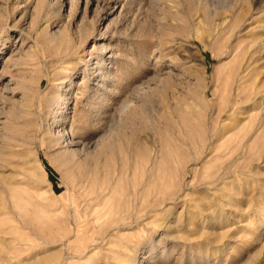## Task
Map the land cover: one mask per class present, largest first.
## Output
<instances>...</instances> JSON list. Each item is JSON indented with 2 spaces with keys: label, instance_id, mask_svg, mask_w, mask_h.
<instances>
[{
  "label": "rangeland",
  "instance_id": "374dc122",
  "mask_svg": "<svg viewBox=\"0 0 264 264\" xmlns=\"http://www.w3.org/2000/svg\"><path fill=\"white\" fill-rule=\"evenodd\" d=\"M27 1L0 0V173H12V168L4 165L1 156L6 155V148L14 144L13 135L19 136V131L23 132L25 150L31 146L30 141L35 140L38 165L44 168L43 177L37 175L39 169L32 165L27 168L31 172L30 178L16 172L18 177L13 184L29 186L34 191L42 188L49 197L52 185L59 195L54 202L61 215L57 218L60 220L56 227L59 230L53 235L47 225L48 218L37 213L43 210L42 206L32 207L26 213L30 229L8 233L6 238L19 237L20 234L35 238L44 234L58 243L63 239L64 255L75 254L78 259L86 252L84 259L96 264H116V251H120V245L124 244L135 247L131 254L138 252L142 255L141 252L147 249L146 255H149L150 250H154L155 256L150 258L149 264H264V173L258 176L247 174L259 162L264 164V151L260 150L264 143L263 130L259 134L261 137L257 136L260 139L256 137L254 143L234 157L221 160L236 182L234 185L232 181L224 183L231 184V187L223 189L227 200L223 198L222 201L227 205L220 212L231 216L239 212L243 220L238 225L231 222L207 227L201 238L190 234L189 237H194L193 249H188L184 241L174 242L163 234L162 229L153 227V217L144 214L152 199L166 200L161 209L152 212L160 218L163 210L168 208L174 212L171 218L181 210L187 211L195 204V198L201 200L199 204L215 207L220 193L209 195L203 192L201 179L216 162L202 158L184 168V162L195 157L198 149L189 147L190 153L181 159V164L175 161L179 174L175 188L163 189L159 197L155 196V189L149 187V190L132 197L131 209L125 207L124 211L113 216L110 213L96 214L84 193L95 179L97 183L102 181L104 186L111 182L108 186L112 189L119 179L116 194L122 186L127 187L124 183L129 179L140 181L142 186L149 180L157 156L165 152L167 140L186 148L185 133L191 127L203 124L204 114L192 115L185 121L179 112L184 98L199 102L200 107L209 105L210 113L221 106L224 68L216 55L224 48L212 39L206 26L201 25L198 30L193 23L187 25L186 13L225 11L249 20H263L264 0H30V6ZM176 4H180V11L176 10ZM47 21L51 32L63 36L61 49L77 43L78 49L66 59L55 53L52 44L40 33ZM261 32L264 35V28ZM93 44L106 47L104 51L98 49L94 53L103 52L101 66L104 75H100L96 59L93 58L88 68L84 65L83 59L89 57ZM82 49L86 51V56H81L83 59L80 58ZM64 62L75 68L71 70L73 84H65L71 92L69 113L76 114L73 126H70V120L66 125L77 141L74 152L66 146L67 142L56 148L41 144L47 129L55 127L46 112L47 101L62 92L56 89L55 83L59 82L56 79L60 76H65L58 71ZM261 65L256 75L264 78V60ZM78 83L82 85L79 92L83 94L74 91ZM173 91L177 97H171ZM170 103L173 107H168ZM250 129L251 124L244 131ZM144 147L148 148L145 155L142 153ZM72 161L83 165L84 173L79 184H74L70 173ZM186 171L187 176L183 179L182 173ZM82 187L84 191H81ZM181 187L183 192L176 202L168 199ZM188 193L187 200H183ZM5 196H9L8 190L0 193V199ZM17 216L18 212L12 211L0 218V228ZM117 225L124 226L117 228ZM107 227L110 231L105 235ZM176 229L179 234H185L181 227ZM223 242L230 243L226 248L223 246L226 251L213 255L214 246ZM0 246L3 245L0 243ZM210 247L208 261H201V250ZM59 264H66V260Z\"/></svg>",
  "mask_w": 264,
  "mask_h": 264
},
{
  "label": "bare ground",
  "instance_id": "6f19581e",
  "mask_svg": "<svg viewBox=\"0 0 264 264\" xmlns=\"http://www.w3.org/2000/svg\"><path fill=\"white\" fill-rule=\"evenodd\" d=\"M29 1L30 0H28L27 3H29ZM30 3L27 6H30ZM179 5H174L177 11H180ZM185 16L188 19L186 22L187 25L193 23L198 30H200L201 25L206 26L207 31L209 32L212 39L218 41L219 46L222 47V49L224 48L222 52L217 53L216 55V57L218 56L220 60L221 66L224 68L222 72L223 101L221 106L214 109L210 113L211 109L209 105H207L205 108L202 106L200 107L199 102L184 98L183 102H181V106L179 107L181 117L187 121L192 117V115H200L203 113L204 123L201 125H195L193 126L194 128L191 127L185 133L184 144L187 145L186 148L182 144H177L173 141L167 140L166 144H164L166 149L165 152L162 155L157 156L158 158L156 161V166L152 168L154 170L151 171L150 178L144 183V185L141 186V182L137 181L136 179H129L127 183H124L127 187L122 186L120 192L118 191V194H116L115 192L119 183V179H117V181L114 183L116 184L118 182L116 184L117 186L113 189L108 186L111 182L104 186L105 184L101 185L102 181H99V184V182L97 183V180L95 179L96 181L93 180L91 183L89 182L91 187L89 184L87 185V187L89 186L88 190L84 191L85 188L83 190L82 187L81 191L83 190L85 195H87L88 200H90V203L92 204L93 210L96 214L100 215L110 213L113 216L116 214V212L124 211L125 207L130 208L129 203L132 200V197L137 196L142 191L145 192L149 187H153L155 189V196L156 194L159 196L163 189L165 190L175 188L177 184V176L179 175L177 172L178 166L175 164V161L181 164V159L183 160V157L190 153L188 149L189 147L195 150L198 149V154L195 157L184 162V168H187L192 162H199L202 158H208L209 161L216 162L214 167H212V165L210 166L212 169L210 168L211 170L208 171L204 177H202L203 179H201V187L203 186V192L209 195H213L214 193L218 192L220 193L219 198L215 200V207L212 208L210 205L207 206L199 204V201L201 200L199 199L198 201V199L195 198V204L190 205L187 211L181 210L171 218L170 215L174 214V212L171 208H168L163 210V217L160 218L157 217V214H152V212L156 213L157 210L161 209V205L165 203L166 200L157 201L156 199H152V201L149 202L147 210L144 214V216L146 215L147 217H153L151 221L153 227L160 230L162 229L163 234L173 239L174 242L179 241L178 243H180V241H184L185 246L188 249H193L192 240L194 237H189L190 234H197V237L201 238L203 233L207 232V227L213 228L211 226H215L216 224L220 225V223H226L229 225L231 222L238 225L243 220V215H240L239 212L233 216H231L229 213L225 214L222 212L225 210L227 205L224 202L227 200V196L224 194L223 189L231 187V184H228L227 186L224 183L232 181L234 185L236 182V179L224 166L223 159L232 156L234 157L235 154L240 152V150H242L244 147L251 145V142L255 141V138L259 136L262 130L264 131V78H259L256 75V73L260 71L262 66L261 63L264 60V35L263 32L259 33L260 30L264 28V19L262 20L261 18H258V20H253V18L249 20L250 18L239 17L237 14L229 15L225 11L214 12V14L209 12L208 14H202L197 10L186 13ZM37 20L38 19H36V21ZM45 23L46 24L43 27L41 26L42 28L40 27L41 29L39 28L40 33L45 40L52 44L51 47L54 49L55 53H58L61 55V57L66 59L68 55L70 56L76 51V49H78L76 46L77 43H74L75 45L73 46L67 45L65 48L61 49L60 45L64 44V41L62 40L63 36H61V34L56 35V33L54 34L51 32L49 29V21ZM185 30L186 28L183 29L184 32ZM44 39L42 41H44ZM86 40L87 39H85V41ZM99 45L97 46L96 44H93L91 50L92 52H90L89 57L86 59L81 57L83 55L86 56L85 49L80 50V52H82L80 58L85 61L84 65L87 68L89 67L93 58L96 59L97 61H94L97 64L96 67L99 70L100 75H104L101 66L104 60V56H102L103 52L101 54L98 53L94 55L96 50L102 49L104 51L106 48L105 46L99 47ZM110 56H112V54H110ZM156 59L159 61V56H156ZM62 65L63 66H60L61 69H58V71H60L61 74L64 73L65 76H60L58 79H56L59 82L55 83L58 87L56 89L59 91L62 90V92L47 101L46 109L48 116H50V119H52V125L55 127L51 128L49 126L51 129H47L48 131L42 137L41 144L42 146L46 145L48 148H56L60 146L62 142H67L66 146L71 148L70 150L74 152L77 150V141L74 140V137L70 134L66 125L70 120V126H73L76 114L72 113V115H70L69 113L68 104L71 92L65 84H69V86L73 84L74 81L73 78H71V70L75 68L71 67V64L65 62ZM88 74L89 73H87V76ZM66 77H69V79H66ZM66 80H68V83ZM75 85H77V87L74 91L76 93L83 94L81 91L79 92V89L82 85L79 83ZM175 94L176 92L173 91L171 97H177ZM171 105L172 103H170L168 107H173ZM202 110L204 111L202 112ZM250 124L251 129L248 132H245V128ZM19 133V136H12L14 144L6 148V155L1 156L4 165L12 168V173L7 175L0 173V193H2L3 190H8L9 193V196H5V198L0 199V218L3 219L6 214L12 211L15 213L18 212V218L11 220L10 223L0 228V243L3 245L0 246V264H59L63 259L66 260V264H96L94 261L87 260V258L84 259L87 254L86 252H83V258L79 257L78 259H76L78 255L75 254L68 256L64 255L63 239H61L58 243L55 242V240H51L44 234L35 238L23 236L21 234L19 237L16 236L10 239L6 238V234L8 233L20 232L24 228L30 229V222L26 217V213L28 210H31L32 207H37L38 205L42 206L43 210L38 211L37 213H39L42 218H45V216L48 218L47 225L49 226V230L53 235H55L59 230L56 228L60 222V220L57 218L59 215H61V213H59L60 211L57 212L58 208L54 202L55 197H58L59 195L54 191L52 185L50 186L51 194L49 197L46 194L47 192L42 190V188L34 191L30 189L29 186H19L13 184L16 181L15 179L18 177V173L16 172H22V174L30 178L31 172L27 168H30L32 165H36V167H38L39 170H37V175L40 178L43 177L44 171L43 166L38 165V147L35 143V140L30 141L31 146L25 150L23 144L25 139L22 137L23 132L19 131ZM260 150L264 151V143L261 144ZM147 151L148 148L144 147L142 153L145 155ZM31 155L33 156L32 159L30 158L32 161H26V159H28ZM262 163H264V154H262ZM24 164H26L25 167ZM71 166L72 170L70 173L72 175L73 182L74 184H79V182H81L80 177L84 173V170L82 169L83 165L81 162L79 163L72 161ZM262 169H264V164L259 162L257 165H254L251 172L247 174L258 176L264 173ZM121 171H123L122 168ZM14 172L16 174H13ZM144 172L147 173V170ZM187 173V171L182 173L183 179H185ZM181 191L182 187L179 189V191H174L172 195L169 197L167 196L168 199L176 202ZM188 195L189 193L183 197V200L186 201ZM223 198H225L224 201H222ZM158 200H160V198ZM142 204L143 203H141V205ZM220 210L222 211L220 212ZM62 211L63 210H61V212ZM64 212L65 211L62 213ZM218 213L220 214L217 216L216 214ZM140 219L137 220L138 223ZM144 219L145 218L142 220ZM122 226L124 225H117L115 227L121 228ZM176 227H181L185 234H179ZM109 231L110 227H107L104 234H108ZM117 235L118 234H116V236ZM229 245L230 243L226 242H223L222 244L220 243V245H215L213 251L211 250L212 252L210 251L211 247L202 249L200 260L205 262L208 261L210 252L213 255L216 254L217 256L219 253L226 251L225 248ZM56 246L62 247L56 248ZM120 246V251H116L117 256L114 257L116 264H149L150 258L152 259L155 256L154 250H150L149 255H146L147 251H149L147 249L143 251L141 250L142 255H140L138 252L131 254L130 251L135 250L133 245L124 244ZM223 246H225V248H223ZM153 249H155V246H153Z\"/></svg>",
  "mask_w": 264,
  "mask_h": 264
}]
</instances>
